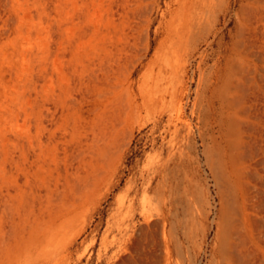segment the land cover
I'll return each instance as SVG.
<instances>
[{"label":"rangeland","instance_id":"rangeland-1","mask_svg":"<svg viewBox=\"0 0 264 264\" xmlns=\"http://www.w3.org/2000/svg\"><path fill=\"white\" fill-rule=\"evenodd\" d=\"M0 264H264V0H0Z\"/></svg>","mask_w":264,"mask_h":264}]
</instances>
